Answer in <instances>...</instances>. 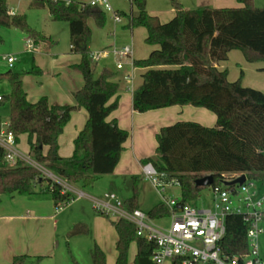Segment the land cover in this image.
I'll return each instance as SVG.
<instances>
[{
	"label": "trees",
	"instance_id": "1",
	"mask_svg": "<svg viewBox=\"0 0 264 264\" xmlns=\"http://www.w3.org/2000/svg\"><path fill=\"white\" fill-rule=\"evenodd\" d=\"M238 7L185 8L172 0L174 16L167 22L147 10V0H131L135 14L118 13L126 19V28L144 27L145 43L158 45L147 58L134 60L144 69L142 83L133 90V109L143 113L173 105L190 104L210 110L217 122L209 127L195 121H177L162 127L156 134V155L142 163H152L169 179H175L181 190L182 203L195 202L203 189L196 180L214 176V184L225 176L244 174L250 181L264 182V93L242 84V76L228 79V71L217 63L228 59L231 50H240L247 61H264V8L254 6V0H236ZM31 6L47 8L53 21L69 24L71 51L81 56L75 65L83 85L74 93L75 105L51 104L46 96L36 102L27 99L23 73L3 75L11 85L8 96L1 95L0 106L10 102L7 131L16 142L27 136L29 154L41 166L67 182L93 185L101 176L112 174L118 165L128 130L116 119L107 120L117 109L118 98L112 100L118 83L114 73L103 69L96 75L89 57L92 31L87 24L93 18L99 27L106 24V12L85 2L67 0H33ZM8 0H0V29L14 26L26 32L33 42L47 37L32 29L25 14H9ZM35 73L40 70L34 68ZM85 108L88 119L74 139L71 156L59 154V137L71 114ZM47 148L45 152L44 149ZM0 146V201L4 194H32L38 183L46 182L55 209L73 199L64 186L32 165L18 158L14 163L5 160ZM134 194L123 207L132 212L139 209L137 183L133 176ZM147 214L163 218L169 210L160 202ZM117 234L115 264H129L131 247L136 254L134 264H153L157 249L153 240L139 237L135 225L119 217L112 220ZM248 224L240 215L226 218V234L219 242L221 251L229 257L244 260L249 254ZM44 257L15 256L13 264H38ZM93 264H107L104 250L95 244ZM172 264H182L174 257Z\"/></svg>",
	"mask_w": 264,
	"mask_h": 264
},
{
	"label": "rangeland",
	"instance_id": "2",
	"mask_svg": "<svg viewBox=\"0 0 264 264\" xmlns=\"http://www.w3.org/2000/svg\"><path fill=\"white\" fill-rule=\"evenodd\" d=\"M33 0H8V5L16 14H25L29 26L47 37V41H39L34 44L28 34L19 30L14 26L2 27L0 29V95L8 96L11 91V85L3 75L10 72L23 73V79L26 80V89L32 94L35 91L42 90L45 93L53 94L62 86L61 84L70 83L71 74L75 67L67 68L66 65L80 62L81 56L70 52V32L69 24L66 21H53L50 18L47 8H35L31 6ZM86 3L92 0H80ZM114 11H124L130 13L132 8L128 0H108ZM185 8L199 9L205 7H218L216 0H177ZM254 6L264 8V0H254ZM100 8L106 12L107 20L103 27L97 26L93 18L87 19V24L92 31V41L89 52H98L105 48L121 47L123 45H132L135 50V57L143 59L148 55V52L155 45L145 43L144 37L146 29L137 27L133 31L126 28V20L122 17L121 22L114 20V13L106 11L102 6ZM136 11V9H133ZM147 10L152 15L158 17L167 16L169 11L173 10L172 0H147ZM32 42L33 50H28V42ZM14 55L18 61L14 67L10 68L4 59L5 55ZM130 58L120 59L114 54L102 57L98 62L101 65L104 61L108 62L111 67L121 75L124 71H131L129 66ZM91 60L92 68H95L97 63ZM261 63L262 61H256ZM224 64L230 68V75L235 71L238 77L243 78V66L236 65L232 59L224 61ZM34 68H38L40 73H35ZM72 70V71H70ZM247 72V70H246ZM248 77V73H246ZM141 76L139 70H134V83L140 82ZM33 95V94H32ZM10 113V102L6 101L0 106V116L6 118ZM19 143V139H18ZM18 151L28 156V159L34 162L33 155L29 154L27 149V138L21 137ZM44 176L58 181L61 177L55 175L49 169L39 165L37 166ZM228 176V175H227ZM138 205L139 209L147 213L160 202H164L163 197L154 189L152 184L138 176ZM103 181V182H102ZM46 182L38 183L35 189L42 194L32 196L34 201H45L42 203V212L51 214L56 219V223L50 221L49 241L47 249H43L45 254H50L38 264H93L92 250L95 244H98L106 253L107 264H114L115 261V243L117 239L116 231L112 225V220L119 218L115 211H106L101 207V202H110L115 204V201L109 200L106 195L114 194L116 200L121 204L133 196L134 181L133 175L125 174H108L103 176V180L95 182L93 185L84 186L83 184H74L67 182L66 189L71 193L73 199L56 210L54 204L47 207V200L51 196L45 190ZM252 189L258 190L260 194L264 193V182L254 181ZM80 191L86 194H81ZM39 192V193H40ZM168 196L181 199V190L178 185L168 188ZM18 199L28 197L15 196ZM22 197V198H20ZM30 197V196H29ZM12 197L9 194H4L1 197L0 213L6 210H16L19 208H28L30 202L16 205L10 202ZM31 200V199H29ZM214 194L210 187H206L200 193L199 198L192 203L197 208L212 207ZM31 204V203H30ZM105 209V210H104ZM24 217L33 211H24ZM154 224L158 226H167L169 217L153 219ZM262 231L258 237L259 256L264 262V222L261 223ZM29 244V241L27 245ZM135 249V246L132 245ZM132 251V250H131ZM5 251L2 252L3 264H7ZM165 264H171V259H168Z\"/></svg>",
	"mask_w": 264,
	"mask_h": 264
},
{
	"label": "crops",
	"instance_id": "3",
	"mask_svg": "<svg viewBox=\"0 0 264 264\" xmlns=\"http://www.w3.org/2000/svg\"><path fill=\"white\" fill-rule=\"evenodd\" d=\"M71 1L83 2L80 0H71ZM216 1H217L216 6L218 7L240 6V4L236 0H216ZM9 8L14 12V14H16V12L11 7ZM131 8L132 10L130 13H126L124 11H119V12H124L126 14H135L136 11L133 10L134 7L132 6V4H131ZM165 14H167V16H164L163 18L159 16V20L163 23L169 21L174 16L175 14L174 8L172 11H169L168 13ZM134 29H131V31H133ZM146 35L144 37V40L146 38ZM47 40L48 39H46V41ZM33 43L36 45L39 42H33ZM131 47L133 53L131 57H128L130 58L129 59L130 62L128 64L129 66H131L130 68L131 71H124L121 75H119L117 74L118 72H116L111 67V65L106 61H104L101 65H99L97 62L94 71L96 75H98L103 69H108L114 73L112 81L117 82L119 87L117 93L112 98V100L118 98V107L108 116L107 120L110 121L112 119H116L118 121L119 126L123 129L128 130L130 133L128 139L123 143V150L121 152L120 160L112 174H125V175H133L136 177L138 176L143 177L142 160L147 157L156 155V149H157L156 134L162 127L171 125L177 121H195L202 125L212 127L217 122V116L210 110H207L202 107H195L190 104L173 105L165 108L149 110L143 113L135 111L133 109V90L142 83V80L140 82H137L136 85L133 82L132 90H131L130 89L131 85L130 83L124 80V75L126 73L134 74V70H139L142 79V74L144 73L145 70L134 66L133 64L134 60H139V59L135 57V50L133 49L132 45ZM157 48L158 45H155V47L148 52V55L152 50H155ZM70 52L73 53L71 51V41H70ZM148 55L145 58H147ZM230 59L234 60L236 62V65L243 66V70H241L243 72L242 84L246 87H251L260 90L264 93V61H262L261 63L249 62L246 60L244 54L240 50H236V49L231 50L229 52L228 60ZM78 63L79 61L77 60V62L68 64L66 65V67L67 68L75 67V65ZM216 65L220 70L228 71V79L230 81H235L239 78L238 75L235 74V71L232 73V75H230L231 70L228 66L224 64V61H220ZM245 72L248 73V77H246ZM23 83H24V88L27 92V99L30 102H36L41 97L46 96L51 104L75 105L76 100L74 97V93L82 87L83 78L80 71L74 69L73 73L71 74L70 83L61 84L62 87L58 91H55L52 95L45 93L42 90L35 91L32 93L33 94L32 95L30 94V91L26 89V84H27L26 80L23 79ZM7 119L8 117L4 118L0 116V129L6 128V125H8ZM87 119H88V113L85 108L80 107L72 112L69 122L66 124L63 133L59 137V154L61 156L68 157L72 155L74 151V139L77 137L79 132L85 127ZM21 137L27 138L26 135L19 136L18 145L20 144ZM27 149L29 152L28 144H27ZM44 151L46 152L47 148H45ZM99 180H103V176H101L96 182H99ZM60 182L66 189L67 182H63L61 179ZM39 192L40 191L36 190L34 187L33 193L26 194L28 197H24L25 199H18L15 197V196H24L25 194L10 195L12 197L10 202L15 203L17 206L20 204H24L25 202H30L31 204L30 203L28 204V206L31 207L29 210H27L28 208H19V209L16 208V210H10V211L6 210V212L0 213V264H3L2 261L4 260L2 256L3 251L7 253L6 254L7 264H13L14 257L20 255H28L31 258L43 256L44 257L43 259L51 256L50 254H45L46 250L43 251V249L44 248L47 249V245L49 241L48 234L49 231L51 230L50 221L56 223V219H54L53 215L48 213L44 214L42 212L41 205L43 202L46 203V200L42 202L39 201L38 199L37 201H34L32 199L33 195L43 193V192L42 193ZM80 193L86 194L85 192L82 191H80ZM51 204H54L52 198L47 200V207H50ZM25 210L33 211V212L28 213L27 214L28 216L24 217ZM28 241L29 244L27 245ZM131 250L132 251H130L129 264H134L136 247L135 249L131 247ZM115 252H116L115 254V261H116V257H117L116 248H115Z\"/></svg>",
	"mask_w": 264,
	"mask_h": 264
},
{
	"label": "built area",
	"instance_id": "4",
	"mask_svg": "<svg viewBox=\"0 0 264 264\" xmlns=\"http://www.w3.org/2000/svg\"><path fill=\"white\" fill-rule=\"evenodd\" d=\"M128 1L131 2V0ZM89 4L102 6L106 11L114 13L116 22L122 21V16L113 10L108 0H92ZM9 14L14 15V12L9 10ZM27 48L33 50L32 42H28ZM132 53L131 45H123L90 52L89 57L97 62L110 54L122 59L131 57ZM4 59L10 68L14 67L17 61V57L10 54L5 55ZM124 80L130 83L132 90L134 74L126 73ZM7 127L8 125L5 129H0V146L6 152L5 160L8 163H14L20 158L29 165L39 166L35 160L31 164L28 156L18 151L15 136L7 131ZM142 175L164 199L163 203L169 210L167 226L154 224V220L140 209L127 211L123 204L116 200L114 194L106 195V197L115 201V204L101 202L102 208L98 209L103 210L104 206L108 213L115 211L119 217L135 225L137 236L155 241L157 249L152 255L153 264H165L168 259L172 260L174 257H179L182 264H264L258 251V237L262 231L261 223L264 220V193L260 194L258 190L252 189L254 181L246 177L243 184L237 183L229 186L225 184L227 181H232L242 174L225 176L220 183H213L210 186L214 194L212 207L197 208L192 203H182L181 199L168 196V188L177 185V182L175 179H169L165 173L159 172L152 163L142 165ZM65 204L58 205L56 210ZM232 214L240 215L248 224L249 254L244 260L229 257L219 248V242L226 234V218Z\"/></svg>",
	"mask_w": 264,
	"mask_h": 264
},
{
	"label": "water",
	"instance_id": "5",
	"mask_svg": "<svg viewBox=\"0 0 264 264\" xmlns=\"http://www.w3.org/2000/svg\"><path fill=\"white\" fill-rule=\"evenodd\" d=\"M246 181V175L242 174L238 178L232 180V181H227L225 184L229 186H234L235 184H243ZM214 183V176L209 174L204 177H201L196 180V185L197 186H202V187H210Z\"/></svg>",
	"mask_w": 264,
	"mask_h": 264
}]
</instances>
